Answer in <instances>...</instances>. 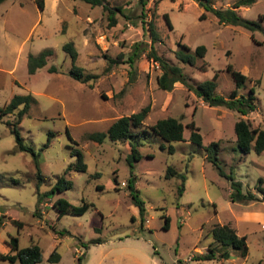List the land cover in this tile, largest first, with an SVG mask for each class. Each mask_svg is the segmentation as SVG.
Returning <instances> with one entry per match:
<instances>
[{
    "label": "rangeland",
    "instance_id": "1",
    "mask_svg": "<svg viewBox=\"0 0 264 264\" xmlns=\"http://www.w3.org/2000/svg\"><path fill=\"white\" fill-rule=\"evenodd\" d=\"M235 1L211 0L213 6L232 7L240 16L258 20L262 28L220 22L198 0H146L144 5L106 0L122 8L116 10L115 24L102 5L85 0H44L43 8L35 0L0 2V105L15 93L32 95L17 127L24 143L37 152L34 159L30 151L16 149L15 112L0 118V254L16 251L11 244L15 236L19 247H41L42 257L34 264H264V149L243 152L234 131L241 117L251 127L264 128V0L239 6ZM149 20L159 34L153 43ZM66 41L78 51L75 63L95 78L81 81L69 74L72 61L62 47ZM178 41L191 50L204 44L206 52L194 65L179 61L174 54ZM136 43L140 53L131 63L128 56ZM46 47L52 54L29 73L28 55ZM151 49L182 66L192 84L217 72L215 90L224 97L235 87L230 64L246 74L237 94L246 95L254 86L256 107L242 114L223 104L210 105L180 81L161 88V67ZM50 65L56 70L50 71ZM145 105L149 111L143 125L131 126L141 154L132 164L127 140L90 137ZM166 116L182 121L183 139L166 140L143 129ZM192 128L201 134V143L190 139ZM75 148L86 169L66 171L77 160ZM168 165L176 174L166 175ZM59 175L72 185L39 200L38 193L51 188ZM231 176L241 184L232 187ZM235 187L255 198L233 200ZM133 188L144 201L143 215ZM60 196L83 210L59 217L54 202ZM217 223L246 235L245 257L232 246H226L229 257H195L210 244L218 254L225 250L211 233ZM53 250L58 260L48 259ZM0 264L21 263L0 256Z\"/></svg>",
    "mask_w": 264,
    "mask_h": 264
},
{
    "label": "trees",
    "instance_id": "2",
    "mask_svg": "<svg viewBox=\"0 0 264 264\" xmlns=\"http://www.w3.org/2000/svg\"><path fill=\"white\" fill-rule=\"evenodd\" d=\"M3 0H0V2ZM91 5H102L104 9L108 11V17L111 20L110 24H115L117 21L116 18V10L118 12H122V8L119 6L111 7L107 4L106 0H85ZM141 4L144 5L146 0H140ZM256 0H236L234 2V6L239 5H248ZM40 8L44 7V0H35ZM198 2L203 5L206 9H209L220 22L225 23H233V24H241L242 26L255 29L262 28L261 23L258 20L248 19L240 16L237 11L232 7L219 8L212 5L211 0H198ZM166 19L169 21V17L167 13H164ZM202 13L200 16H204ZM170 22V21H169ZM148 29L151 34V43L159 39V34L155 28L154 22L148 21ZM178 47L174 49V54L179 61L189 63L191 65L196 64V60L204 56L206 52V46L204 44H198L194 50H191L190 47L183 43L182 41H178ZM65 52L70 56L72 64L69 68V74L81 81H88L96 77L95 73L84 72L83 67L76 64L75 60L78 55V51L74 46L72 41H66L62 45ZM151 47L153 45L151 44ZM134 50L131 55L128 56L129 61L132 63L133 59L138 56L140 53L138 43H136ZM53 50L51 47H46L40 50L37 54L30 53L27 58V69L29 73H33L38 67L44 65L47 61V56L52 54ZM152 55L158 60L161 73L159 74L157 81L161 88L171 89L173 83L175 81H180L184 83L189 89L193 90L194 93L200 97L202 100L207 102L210 105L223 104L229 108L236 109L240 111V113L244 114L249 110H252L256 107V102L254 99L255 89L254 86H251L248 94H237V88L241 86L245 79L246 74L242 71L232 67L230 64L227 66L229 72L235 80V87L231 90L229 97H224L216 93V77L217 72L214 73L212 78L204 79L198 81L196 84H192L188 80V75L183 71V67L179 64L171 63L168 60L164 59L161 56H157L154 54L153 49H151ZM112 61H116V59H111ZM132 65V64H131ZM50 71L56 70L55 65L49 66ZM33 97L30 93H15L5 104L0 105V118L7 113L15 112V118L12 124V130L15 135V144L17 150L30 151L34 155V159H36L37 152L34 151L31 145L25 144L22 136L18 129V123L24 113L27 111L30 103L32 102ZM149 111V105L143 106L140 110L134 111L130 114H124L116 119H114L110 125L108 126L106 131H95L90 133V137L97 140L102 141V139L107 136L111 140H127L130 142V152L128 155L129 162L131 163V159H136L141 156L140 151L138 150L136 142L132 141V138L135 135V131L131 128L134 126L143 125V120ZM8 122L9 119H6ZM191 126L195 127L194 123L191 122ZM144 130H152L162 138L166 140H180L183 139V123L176 117L166 116L158 118L155 122L150 124L148 128L144 127ZM234 131L236 133V140L239 148L243 152H248L251 147L255 149L256 152H261L264 149V128L261 127H251L249 121L245 118L241 117L237 119L234 123ZM52 134V132H50ZM190 139L197 143H201V134L192 128L190 133ZM216 144L215 142L210 143V145ZM45 145H48V141ZM16 149H13L15 151ZM170 151L172 147L169 148ZM75 150V151H74ZM72 152L77 153V160L73 163H70L67 166V169H78L85 170L86 162L83 160L82 152L77 148L73 149ZM132 164V163H131ZM178 173V172H177ZM176 174V170L172 165H168L166 169V175ZM181 175L182 179H184V175L182 173H178ZM38 176V184L42 181V174L40 168H38L37 172ZM232 179V187L237 183L241 184L240 181ZM37 184V185H38ZM72 185V180L70 178L65 177V175H59L55 184L45 190L43 192L38 193V199H41L43 195H51L55 192V190H63ZM184 188V184L182 183L179 187V193H182ZM264 191V188L262 189ZM132 197L134 199L135 204L139 208V212L141 215L144 213V201L139 198L137 193L134 191V188L131 190ZM233 200H249L255 198V195L251 192L244 193L240 188H236L230 194ZM264 198V197H263ZM264 200V199H263ZM54 206L58 210V216L60 217L65 212H75L83 210V206H77L70 203V201L65 197H58ZM143 220V218H142ZM16 222V220L14 219ZM169 225V216L165 215L164 226L168 227ZM211 233L213 239L217 241L219 244L225 246V250L221 251L219 254L214 249L213 245L210 244L208 250L201 254L195 256L196 258L202 259H211L215 257H229L230 251L226 249V246H232L234 249L238 250L240 255L245 257L248 253V245L246 242V235L239 234L232 226L226 223H217L214 224L211 228ZM95 242L98 240L95 239ZM12 248L16 249L14 253H1L0 256L5 259H9V261L14 262L19 260L21 264H34L39 261L42 257L41 247L36 244H30L26 246L19 247L17 237L11 238ZM49 260H58L59 253L56 250H53L48 256Z\"/></svg>",
    "mask_w": 264,
    "mask_h": 264
}]
</instances>
